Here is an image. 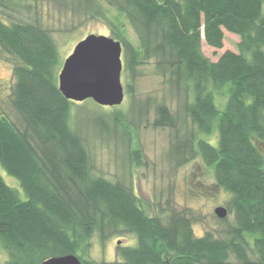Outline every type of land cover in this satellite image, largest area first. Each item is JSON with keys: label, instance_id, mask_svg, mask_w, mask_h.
Returning a JSON list of instances; mask_svg holds the SVG:
<instances>
[{"label": "trees", "instance_id": "obj_1", "mask_svg": "<svg viewBox=\"0 0 264 264\" xmlns=\"http://www.w3.org/2000/svg\"><path fill=\"white\" fill-rule=\"evenodd\" d=\"M41 1L75 3L105 18L107 7L126 18L137 43L118 17L105 19L123 46V72L136 78L151 65L177 95L174 111L155 104L152 125L174 132L175 168L200 159L213 171L228 195L221 230L197 236L194 225L202 220L170 204L151 217L131 185L95 175L89 147L69 124L74 102L59 89L61 61L51 30L38 17L12 15ZM263 6L264 0H0L8 17H0V51L13 58V102L22 123L0 116V166L27 195L21 200L0 175L4 264L69 254L83 264H107L84 258L92 242L126 235L136 245L118 246L123 264H264V155L257 145L264 140ZM225 30L239 37L238 51L212 61L203 38L222 49ZM216 93L225 99L223 110ZM138 108L142 117L150 105ZM215 131L217 146L202 138Z\"/></svg>", "mask_w": 264, "mask_h": 264}, {"label": "rangeland", "instance_id": "obj_2", "mask_svg": "<svg viewBox=\"0 0 264 264\" xmlns=\"http://www.w3.org/2000/svg\"><path fill=\"white\" fill-rule=\"evenodd\" d=\"M12 15L28 20H31L30 17H38L43 26L51 30L59 51L60 71L75 46L87 36L95 34L112 37L105 20L107 17H118L124 23L126 37L137 43V37L126 18L107 7L105 18L101 14L91 16L80 10L75 3L41 1L33 3L30 10L20 7ZM0 17L5 22L8 18L1 10ZM224 34L222 49L209 47L203 39V52L212 61H217L227 50L238 51L239 37L226 30ZM14 84L13 58L0 51V116L9 118L21 127V119L13 102ZM122 84L125 98L120 106H101L88 99L74 102L71 109L70 127L82 135L89 147L95 175L112 182L131 185L142 207L151 217L157 216L170 204L178 210L191 209L202 220L194 225L197 236H203L206 231L216 233L221 230L215 209L225 207L228 195L216 185L213 171L200 159L175 168L169 156L174 132L169 128H156L152 125L156 119L155 104L166 102L174 111L178 107L177 95L171 92L162 77L155 74L151 65L142 66L136 78L123 72ZM224 101L223 95L219 98L216 93V105L220 110L224 109ZM134 103L136 108H133ZM147 103L150 105L148 113L141 117L138 107ZM202 138L215 146L218 144L216 131L211 136L203 135ZM127 139L131 141V149L137 150L136 154L129 153ZM257 145L264 155V140L257 141ZM0 175L17 191L21 200H27L20 182L6 173L1 166ZM121 245L134 246L136 238L131 235L114 237L105 244L95 239L84 258L105 261L107 264H123L117 252ZM6 260L7 253L0 243V264H4Z\"/></svg>", "mask_w": 264, "mask_h": 264}, {"label": "water", "instance_id": "obj_3", "mask_svg": "<svg viewBox=\"0 0 264 264\" xmlns=\"http://www.w3.org/2000/svg\"><path fill=\"white\" fill-rule=\"evenodd\" d=\"M123 70L121 42L113 37L91 34L81 40L65 60L58 75L59 89L72 102L92 99L101 106L117 107L125 98ZM215 215L223 220L228 217V210L217 207ZM41 264L83 263L76 255L69 254L49 258Z\"/></svg>", "mask_w": 264, "mask_h": 264}]
</instances>
